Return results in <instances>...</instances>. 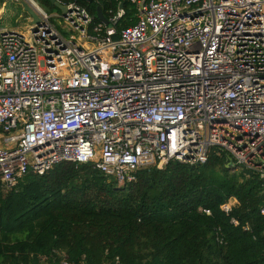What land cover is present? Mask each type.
<instances>
[{
    "label": "built area",
    "instance_id": "built-area-1",
    "mask_svg": "<svg viewBox=\"0 0 264 264\" xmlns=\"http://www.w3.org/2000/svg\"><path fill=\"white\" fill-rule=\"evenodd\" d=\"M7 1L39 22L0 29V189L64 162L126 185L212 151L264 188V0H128L135 21L121 29L119 7L105 26L78 0H55L65 14ZM56 254L40 264H72Z\"/></svg>",
    "mask_w": 264,
    "mask_h": 264
},
{
    "label": "trees",
    "instance_id": "trees-1",
    "mask_svg": "<svg viewBox=\"0 0 264 264\" xmlns=\"http://www.w3.org/2000/svg\"><path fill=\"white\" fill-rule=\"evenodd\" d=\"M77 2L92 16L123 2L117 29L134 24L128 0ZM227 163L212 151L203 164L142 168L126 185L92 164L29 174L0 189V264H40L41 257L57 260V252L72 264H264V188L256 173H231ZM229 199L236 204L225 213Z\"/></svg>",
    "mask_w": 264,
    "mask_h": 264
},
{
    "label": "rangeland",
    "instance_id": "rangeland-1",
    "mask_svg": "<svg viewBox=\"0 0 264 264\" xmlns=\"http://www.w3.org/2000/svg\"><path fill=\"white\" fill-rule=\"evenodd\" d=\"M3 1L4 0H0V7L3 9V14L0 16V28L26 34L27 28L31 24V20L30 17L24 12L20 2L7 1L4 2L5 5H2ZM49 13L56 14L58 13V10L54 8ZM53 21L55 22L59 31L64 33L66 37H68L70 34H73L62 27V21L60 19L54 18ZM233 172H239V170L233 169L231 173Z\"/></svg>",
    "mask_w": 264,
    "mask_h": 264
},
{
    "label": "water",
    "instance_id": "water-1",
    "mask_svg": "<svg viewBox=\"0 0 264 264\" xmlns=\"http://www.w3.org/2000/svg\"><path fill=\"white\" fill-rule=\"evenodd\" d=\"M78 1H82L85 2L87 4H91L93 2V0H78ZM50 4L56 9L58 10L61 14H65L66 12V8L65 6L59 4L58 2H56L55 0H49ZM20 5L22 6L24 12L31 18V24H37L39 22V18L36 15V13L28 6V4H26L24 1H20ZM119 8L122 9L123 8V2L120 3ZM95 18L100 21L101 23H103L105 26L109 25L108 19L106 18V16L104 15L102 8L101 7H97L96 11H95ZM114 40H117V36H113Z\"/></svg>",
    "mask_w": 264,
    "mask_h": 264
},
{
    "label": "crops",
    "instance_id": "crops-1",
    "mask_svg": "<svg viewBox=\"0 0 264 264\" xmlns=\"http://www.w3.org/2000/svg\"><path fill=\"white\" fill-rule=\"evenodd\" d=\"M3 14V9L2 7H0V16ZM0 29H5V28H0ZM23 34V33H22ZM234 200V201H233ZM234 205L236 204V200L235 199H232Z\"/></svg>",
    "mask_w": 264,
    "mask_h": 264
}]
</instances>
